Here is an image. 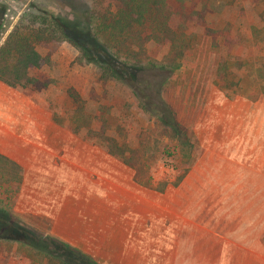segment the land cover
Listing matches in <instances>:
<instances>
[{
  "label": "rangeland",
  "instance_id": "obj_1",
  "mask_svg": "<svg viewBox=\"0 0 264 264\" xmlns=\"http://www.w3.org/2000/svg\"><path fill=\"white\" fill-rule=\"evenodd\" d=\"M204 6L171 70L166 46L137 63L101 47L88 0H0V43L40 10L90 54L38 47L33 84L0 82V154L22 172L0 175V264H46L40 232L100 264H264V0Z\"/></svg>",
  "mask_w": 264,
  "mask_h": 264
},
{
  "label": "trees",
  "instance_id": "obj_2",
  "mask_svg": "<svg viewBox=\"0 0 264 264\" xmlns=\"http://www.w3.org/2000/svg\"><path fill=\"white\" fill-rule=\"evenodd\" d=\"M88 1L91 37L115 58L127 63H137L146 57L147 46L152 43L156 47H167L160 67L176 69L186 48V29L204 22L205 0ZM173 16L179 20L176 28L170 24ZM63 41L73 43L84 58L90 59L88 50L71 35L61 19L40 10L23 12L0 43V82L13 88L33 84L35 78L30 75V69L50 63L49 53L42 54L37 48L47 50ZM67 94L77 110H82L77 91L68 87ZM102 130L106 131V124L102 125ZM105 141L103 147L107 153L134 167V160L124 155L125 150L120 149L113 138L105 136ZM20 173L21 168L14 160L0 154V175L6 181H16ZM137 175V172L133 174L135 180ZM35 236L41 244L36 253L41 254L46 264H100L64 241L41 232Z\"/></svg>",
  "mask_w": 264,
  "mask_h": 264
},
{
  "label": "flooded vegetation",
  "instance_id": "obj_3",
  "mask_svg": "<svg viewBox=\"0 0 264 264\" xmlns=\"http://www.w3.org/2000/svg\"><path fill=\"white\" fill-rule=\"evenodd\" d=\"M11 159V158H10ZM18 164V163H17ZM21 168V167H20ZM21 174H22V172L20 173V176H19V178L18 179H20V177H21ZM17 179V180H18ZM10 182V181H9ZM72 246V245H71ZM74 247V246H73ZM77 251H79L78 249H77ZM81 253V252H80Z\"/></svg>",
  "mask_w": 264,
  "mask_h": 264
},
{
  "label": "crops",
  "instance_id": "obj_4",
  "mask_svg": "<svg viewBox=\"0 0 264 264\" xmlns=\"http://www.w3.org/2000/svg\"><path fill=\"white\" fill-rule=\"evenodd\" d=\"M126 191H130V190L126 189Z\"/></svg>",
  "mask_w": 264,
  "mask_h": 264
}]
</instances>
